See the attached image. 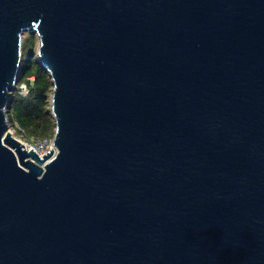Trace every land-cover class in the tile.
<instances>
[{
	"label": "water",
	"instance_id": "water-1",
	"mask_svg": "<svg viewBox=\"0 0 264 264\" xmlns=\"http://www.w3.org/2000/svg\"><path fill=\"white\" fill-rule=\"evenodd\" d=\"M26 32L43 155L10 131ZM0 264H264V0H0Z\"/></svg>",
	"mask_w": 264,
	"mask_h": 264
},
{
	"label": "trees",
	"instance_id": "trees-1",
	"mask_svg": "<svg viewBox=\"0 0 264 264\" xmlns=\"http://www.w3.org/2000/svg\"><path fill=\"white\" fill-rule=\"evenodd\" d=\"M35 37L32 34L30 41L35 40ZM22 84L28 87L26 95L18 90ZM53 88L50 72L40 61L37 51L31 50L23 58L20 79L12 93L8 110L11 123L17 121L31 136L54 137L56 121L52 114Z\"/></svg>",
	"mask_w": 264,
	"mask_h": 264
},
{
	"label": "rangeland",
	"instance_id": "rangeland-1",
	"mask_svg": "<svg viewBox=\"0 0 264 264\" xmlns=\"http://www.w3.org/2000/svg\"><path fill=\"white\" fill-rule=\"evenodd\" d=\"M35 33H30V32H26L24 35V58L27 57V55L30 53L31 50L34 49V51L38 53V46H39V40L38 37L36 35V37L34 38L35 40H31L30 41V36ZM19 92L21 94H23L25 92V89L22 88V86L19 87ZM13 124L15 125V121L13 122ZM10 131L14 132V134L16 135L17 138L22 139L27 145L36 147L38 145V139L41 137H46V136H31L28 135L27 131L26 132H21L18 129H16V131L13 130L12 127H10ZM52 139L54 137H51Z\"/></svg>",
	"mask_w": 264,
	"mask_h": 264
},
{
	"label": "built area",
	"instance_id": "built-area-1",
	"mask_svg": "<svg viewBox=\"0 0 264 264\" xmlns=\"http://www.w3.org/2000/svg\"><path fill=\"white\" fill-rule=\"evenodd\" d=\"M22 88L25 89V92L23 95H26L28 93V87L26 84L21 85ZM11 127L13 128L14 131L18 129L21 132H26L25 128L22 127L17 121H15V125L12 124ZM12 132V131H11ZM12 134L16 137L14 132ZM19 139V138H18ZM22 142H24L22 139H20ZM25 143V142H24ZM26 144V143H25ZM27 146V144H26ZM40 154H44L45 152L49 151L51 148H53V139L51 137H41L38 139V145L34 147Z\"/></svg>",
	"mask_w": 264,
	"mask_h": 264
},
{
	"label": "bare ground",
	"instance_id": "bare-ground-1",
	"mask_svg": "<svg viewBox=\"0 0 264 264\" xmlns=\"http://www.w3.org/2000/svg\"><path fill=\"white\" fill-rule=\"evenodd\" d=\"M27 147H28V148H31V147H33V146L27 145Z\"/></svg>",
	"mask_w": 264,
	"mask_h": 264
}]
</instances>
